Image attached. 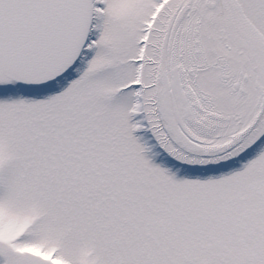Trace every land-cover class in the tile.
<instances>
[{
    "label": "snow or ice",
    "instance_id": "1",
    "mask_svg": "<svg viewBox=\"0 0 264 264\" xmlns=\"http://www.w3.org/2000/svg\"><path fill=\"white\" fill-rule=\"evenodd\" d=\"M0 264H264V0H0Z\"/></svg>",
    "mask_w": 264,
    "mask_h": 264
}]
</instances>
